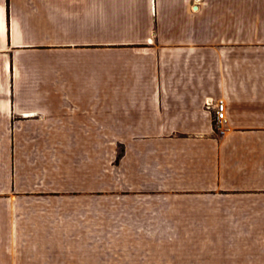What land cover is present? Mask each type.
<instances>
[{"label": "crops", "instance_id": "crops-1", "mask_svg": "<svg viewBox=\"0 0 264 264\" xmlns=\"http://www.w3.org/2000/svg\"><path fill=\"white\" fill-rule=\"evenodd\" d=\"M103 106L127 115L141 186L251 219L187 264H264V0H0V138L99 127Z\"/></svg>", "mask_w": 264, "mask_h": 264}, {"label": "rangeland", "instance_id": "rangeland-1", "mask_svg": "<svg viewBox=\"0 0 264 264\" xmlns=\"http://www.w3.org/2000/svg\"><path fill=\"white\" fill-rule=\"evenodd\" d=\"M107 110L99 127L68 115L51 136L39 123L0 138L3 264H187L212 229H250L218 204L198 217L187 198L141 186L127 170V115Z\"/></svg>", "mask_w": 264, "mask_h": 264}, {"label": "built area", "instance_id": "built-area-1", "mask_svg": "<svg viewBox=\"0 0 264 264\" xmlns=\"http://www.w3.org/2000/svg\"><path fill=\"white\" fill-rule=\"evenodd\" d=\"M215 126L220 128L226 122V109L223 101H218L214 106Z\"/></svg>", "mask_w": 264, "mask_h": 264}]
</instances>
